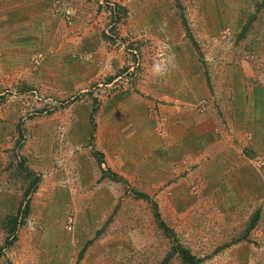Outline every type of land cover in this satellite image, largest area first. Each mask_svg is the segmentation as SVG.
Wrapping results in <instances>:
<instances>
[{
	"label": "rangeland",
	"instance_id": "1",
	"mask_svg": "<svg viewBox=\"0 0 264 264\" xmlns=\"http://www.w3.org/2000/svg\"><path fill=\"white\" fill-rule=\"evenodd\" d=\"M7 1H11L9 7L2 8L11 9L8 17L18 24H6L0 30V119L9 118L14 108L21 111L12 141L11 135H3L9 148L2 152L10 171L0 179V210L8 205L4 190L11 188V162L18 165L15 175L20 188L34 192L43 179V174L30 172L21 156L25 145L33 142L37 124L64 115L72 124L80 115L76 109L86 103L91 108V129L87 150H81L100 166L101 179L85 192H77V198L58 202L62 209L49 217L59 220L61 212L64 227L68 218L72 226L76 219V227H99L92 239L74 246L75 253L80 252L71 264H189L185 258H194L196 264H264V168L257 167L264 162V148H257L256 142L253 145L252 129L244 133L250 147L245 154L250 156L256 186L233 181L223 190L216 188V182H199L196 165L189 166L194 172L191 182H180L176 162L187 161L188 153L180 159L179 147L174 149V144L161 139L159 156L151 151L154 157L147 159L134 148L138 146L135 126L122 127L125 142L119 138L118 126L132 109H145L149 114L167 110L176 101H170V91L179 88L185 93L184 85L194 102L192 110L199 113L219 109L220 99L223 103L231 100L224 98L228 80L237 90L249 80L262 82L264 90V0ZM67 10L72 13L71 24ZM36 20L37 27L32 25ZM12 32L18 43H11ZM24 33L33 37V50L11 57V45L25 42ZM19 35L22 38L16 39ZM67 46L74 48L73 53L60 52L59 48ZM58 51L68 55L67 59L55 58ZM20 56L28 64L16 79L29 73L33 79L23 91L11 85V60ZM131 95L138 98L131 101ZM121 96L122 101L112 103ZM110 103L112 111L118 110L107 116L110 120L105 125H111L114 133L106 149L116 165L111 168L95 155L97 135L104 125L101 110ZM48 109L53 111L45 114ZM56 133L57 146H68L67 125L59 124ZM159 136L167 140L162 130ZM98 141V148L105 146L101 138ZM119 149L125 158L134 154L128 159L140 164L138 170L134 165L118 168ZM61 165L59 161L57 166ZM164 165L167 170L163 171ZM108 170L121 181H113ZM155 172L158 182L152 179ZM36 178L39 183L33 191ZM26 216L28 223L44 221L38 212ZM15 222L11 211L0 213V264H50L46 260L57 251L45 243L39 245L41 236L34 239L23 234L42 231H25L22 225L13 230ZM69 254H63L64 258ZM59 258L56 264H62Z\"/></svg>",
	"mask_w": 264,
	"mask_h": 264
},
{
	"label": "crops",
	"instance_id": "2",
	"mask_svg": "<svg viewBox=\"0 0 264 264\" xmlns=\"http://www.w3.org/2000/svg\"><path fill=\"white\" fill-rule=\"evenodd\" d=\"M10 3L11 1L1 0L0 30L5 29L4 25L6 24L10 26L11 24L17 26L18 24L12 22L11 17H8V15L11 14V9L2 8V6L6 5L9 7ZM37 23L36 20L32 22V25L37 27ZM15 33L16 32L11 33V43L13 42V44ZM24 36L26 41L20 43L22 45H11V57H13L14 54H24L33 50L31 47L33 37L31 34L25 35V33ZM83 36H86V31L83 33ZM21 38L22 37L19 35L16 39ZM15 42L17 41L15 40ZM59 50L60 52L68 54L69 52L73 53L74 48L71 49L70 46H67V48H59ZM77 50L78 47H76V51ZM60 52L58 51L59 55H56L55 58L67 59L68 55L62 56ZM21 57L22 56L16 57V60H11V85L15 88L18 86L19 88L17 89H22L20 91H23V88L31 86L33 79L32 73L25 75L26 77L21 80L16 79L22 77L19 73L24 66L28 64V62L24 61L26 58L20 60ZM51 69L54 68L51 67ZM3 70H5V68ZM261 85L262 82L255 83L254 80H249L245 84V87L241 85V87H239L241 90H237V87L232 86V83L230 84L228 80L226 88L229 93L226 92L224 98L229 97L231 100L228 101L226 99L227 102L223 103L220 99V108L217 109L218 111L207 108L200 113L191 108L194 102H192L193 99L187 86L184 85L186 90L185 93H180L181 91H179V88H177V90L173 89L170 91L172 97L170 101H176L173 102L167 110H154L153 114L151 112L149 114L145 109H132L126 112L125 114H127V116H122L120 124H118V126L121 127L119 138L122 142H125L127 139H125L126 137L123 138L125 132L122 127L132 125L133 127L135 126L133 133L136 143L138 144V146L136 145L134 148L140 151V156L148 159L149 156L154 157L151 151H155V156L158 157L160 151L159 145L162 140L163 142L165 140L169 142V144H174V149L179 147L178 153H183V155H179L180 159H183V157L186 158L187 156L184 154L188 153L189 157L187 161L184 159L183 161L179 160V162H176L178 167H176L177 172L175 175L179 177L180 182H186L185 184H187L188 181L191 182L194 174V172L192 173L189 169V166L196 165L198 167L196 173L200 175L198 180L201 183L216 182V188L227 190V183L234 181L237 183L242 182L244 185L248 186L251 184L250 188H253L256 186V174L253 173L251 167H249L250 156L248 155V157L245 154V152L250 153L248 151L250 147L248 148L244 133L246 130L252 129L255 135L253 145L256 142L257 148H259V145L264 148V90ZM246 93L248 97H245ZM128 97L131 98V101L138 98L135 95ZM117 100L122 101V96L115 99L112 103ZM187 107L189 108L187 109ZM231 108L234 110H231ZM90 109L91 108L86 103H82L76 109V114L80 112V115L76 116V120H74L72 124H70L69 116L64 115L63 118L55 117L54 121H45L40 126L38 123V126L34 128L33 142L25 145L23 155L21 156L27 161L30 172L43 174V179H41L39 188L36 191L32 192L30 189L26 190L25 186L24 189L19 187V177L15 175V167H18V165L15 160L11 162V180H9V182L11 181V188L7 187L6 190H4V201L8 205L6 204L7 206H4L0 210V213L11 211V218L16 221L11 225L13 230H16L22 225L25 231L33 229L42 231V233L38 235L35 233L28 234L27 232L23 234L25 238L31 237L39 239L41 236L39 245H44L45 243L48 246H52L55 252L57 251L56 254H52L51 259L46 260L47 262H51L50 264H56L57 261L60 260V255L62 264H71L72 260H77L80 251L78 250L77 255L74 248H78L80 244H84L87 240L92 239V236L96 235V230L99 229L98 225L85 228L77 225L76 227V219L73 220L72 226L70 218H68L64 227V218H62L61 212L59 213V220L57 218L55 221L49 220V217L54 211H60L62 209L58 207V202H65V199L68 200L71 196L77 198V192H85L101 179L100 166L98 164L96 165L93 160L91 161V159L87 157L88 152L85 151L87 150L86 145L91 129L88 125V114ZM20 111L14 108L9 118L6 119L3 118L4 116H1L2 119H0V179L4 174L10 171L9 161L5 158L6 153L2 152L9 148L5 147L7 140H5L3 135L7 134L8 137L11 135L12 141V137L14 136L13 133L16 131L15 124L20 119ZM101 111L104 125L99 136L97 135L95 150L102 156V160L105 163L107 162L111 168L116 165L112 164V154L106 151V149L111 146V139L114 133L111 131V125H105L106 122L110 120L107 116L112 117L118 110L112 111V104L110 103L108 105L106 104ZM59 124L67 125L68 146L64 147L62 144H60L59 147L57 146L59 137L57 138L56 129ZM160 130H162L164 135H167V140L165 138H160ZM99 138L105 142V146L101 148L97 147ZM255 139L258 141H255ZM13 147L11 143V150H13ZM181 147H183V149ZM81 148L85 150H81ZM119 148H121V146H119ZM121 149H119L120 164L118 168L123 170L128 166L132 167L134 165L138 170L140 164L134 159H128L129 157L132 158L131 156L134 154L130 155L131 153H129V157L125 158L123 155L124 152ZM14 154L11 153V156ZM192 156L195 157V159H192ZM63 158L65 160H63ZM59 161L62 163L61 167L57 166ZM104 162L102 163L103 165ZM168 167H170L169 164ZM115 170L114 168V172H116ZM164 170H167L166 165H164L163 171ZM74 172L75 174H73ZM114 172H111V170L107 171L108 175L109 173L110 175L114 174ZM153 175L152 179L158 182L156 178L158 173L155 172ZM175 175L173 178H175ZM262 177L264 178V173ZM219 182L223 184V186L220 187ZM8 184L9 183H7V185ZM182 186L184 188L186 187V185ZM207 190L208 189H206L205 195L207 194ZM39 200L41 202L37 209ZM27 205L28 212L26 214V212L23 213V210ZM5 207L7 209H5ZM63 209L65 210V208ZM32 211L34 213L38 212L41 218L43 216L44 221L28 223L27 220L29 216L26 215L33 213ZM22 220L23 223L21 222ZM83 226L88 225L85 224ZM65 229L67 232L64 231ZM87 231L89 232L87 233ZM65 253L66 255L70 253L68 255L69 257L66 256L67 258H64L63 254ZM24 262H28V259Z\"/></svg>",
	"mask_w": 264,
	"mask_h": 264
},
{
	"label": "trees",
	"instance_id": "3",
	"mask_svg": "<svg viewBox=\"0 0 264 264\" xmlns=\"http://www.w3.org/2000/svg\"><path fill=\"white\" fill-rule=\"evenodd\" d=\"M95 155L98 157V159L102 160L101 155H100L99 153H97V154H95ZM107 175H108V173H107ZM109 175H110V173H109ZM111 177H112V180H113V181H121V180H120L118 177H116L115 175H112V174H111ZM38 183H39V180L36 178L35 181H34V184H33V186H34L33 191L36 189V186H37ZM24 212H26V214H27V212H28V205H27L26 208L23 210V213H24ZM184 261L188 262L189 264H196L194 258H185Z\"/></svg>",
	"mask_w": 264,
	"mask_h": 264
},
{
	"label": "built area",
	"instance_id": "4",
	"mask_svg": "<svg viewBox=\"0 0 264 264\" xmlns=\"http://www.w3.org/2000/svg\"><path fill=\"white\" fill-rule=\"evenodd\" d=\"M62 1H65V0H62ZM71 16H72V13H71L69 10H67V11H66V18H67V22H69V24H71ZM36 98L38 99V96H37V95H36ZM41 99H42V98H41ZM41 99H38V100L41 101ZM50 111L52 112L53 109H48V110H46V111H45V114H48ZM257 167H258L259 169H263V168H264V162H258V163H257Z\"/></svg>",
	"mask_w": 264,
	"mask_h": 264
}]
</instances>
